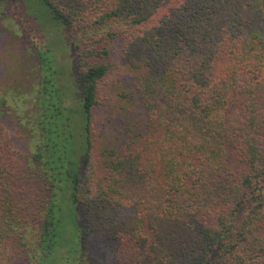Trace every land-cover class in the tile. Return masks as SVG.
Instances as JSON below:
<instances>
[{"label":"trees","instance_id":"obj_1","mask_svg":"<svg viewBox=\"0 0 264 264\" xmlns=\"http://www.w3.org/2000/svg\"><path fill=\"white\" fill-rule=\"evenodd\" d=\"M41 1L80 39L83 124L56 156L59 87L35 152L0 124V264L46 263L64 182L78 264H102L93 240L127 264H264V0Z\"/></svg>","mask_w":264,"mask_h":264},{"label":"rangeland","instance_id":"obj_2","mask_svg":"<svg viewBox=\"0 0 264 264\" xmlns=\"http://www.w3.org/2000/svg\"><path fill=\"white\" fill-rule=\"evenodd\" d=\"M67 35L63 25L51 17L41 0H0V124L8 130L17 150L31 153L42 144L41 128L35 115L48 101L56 102L54 89L58 87L64 97L61 105L66 107L64 120L71 119L72 123L69 127L58 124L54 134L56 156L64 152L67 139L81 134L84 114L78 98L76 68L80 39L69 40ZM113 56L110 79L115 82L117 98L118 93L129 90L132 72L117 52ZM82 164L83 160L78 163ZM66 186L64 182L57 192L61 220L58 244L45 264H78L80 239ZM91 245L102 264H127L113 244L93 240ZM29 264L37 262L33 260Z\"/></svg>","mask_w":264,"mask_h":264}]
</instances>
